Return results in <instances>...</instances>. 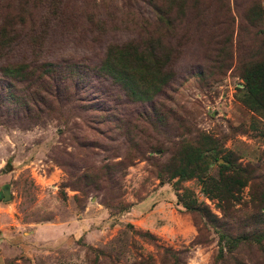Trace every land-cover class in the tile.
Instances as JSON below:
<instances>
[{"label": "rangeland", "instance_id": "obj_1", "mask_svg": "<svg viewBox=\"0 0 264 264\" xmlns=\"http://www.w3.org/2000/svg\"><path fill=\"white\" fill-rule=\"evenodd\" d=\"M188 5L169 28L149 0H55L58 16L43 34L37 20L47 5L28 0L25 25L0 47V264H134L142 256L171 264L162 248L180 252L184 264H264L259 246L245 241L216 260L215 228L183 202L194 198L221 217L218 198L197 179L181 182L177 197L167 180L172 153L202 134L264 169V110L241 77L244 65L264 59V0ZM19 8L0 0V15ZM148 32L170 46L171 79L140 100L100 67L109 48ZM47 61L75 64L82 76L17 81L1 71ZM5 90L37 92V105L29 98L15 107ZM221 162L211 161L206 177H218ZM239 195L228 222L257 211L250 182Z\"/></svg>", "mask_w": 264, "mask_h": 264}, {"label": "trees", "instance_id": "obj_2", "mask_svg": "<svg viewBox=\"0 0 264 264\" xmlns=\"http://www.w3.org/2000/svg\"><path fill=\"white\" fill-rule=\"evenodd\" d=\"M15 1L16 5L20 6L19 9L7 10L6 13L0 15V47L14 42L16 27H22L26 23L23 12H25L24 6L28 4V0ZM43 1L47 5L45 6L47 12L37 21L44 34V29L49 26L51 18L56 17L58 11L55 10V0H38L42 7ZM189 1L195 3L196 6L199 2L203 3L204 0ZM187 3L188 0H149V5L159 16V19L169 28L173 25L175 18L181 19L189 6H192H187ZM3 9H11V7L5 5ZM14 10L16 12L12 13ZM255 11L256 9L253 8L248 10L247 14L250 15V18L256 16ZM148 33L150 36L142 42L129 41L125 45L116 44L109 48L100 67L102 72L119 82L129 95L140 100L152 99L171 79L167 67L169 55H171L169 53L170 46L165 44L164 36L156 35L155 32ZM77 67L79 66L75 64L63 67L57 61L43 62L39 67H30L29 64L21 62L12 70L9 69L8 73L5 71V66L1 71L6 76L15 73L16 76L10 78L17 81L24 79L42 81L45 80L44 75L46 78L52 77L54 81L57 80L58 83H61L70 76H82L81 70L79 71ZM241 71V77L244 80L243 88L254 97L264 110V59L244 65ZM11 87L9 88L11 89ZM7 94L9 96L7 101L14 104L15 107L27 104L29 98L36 103L38 96L37 92H31V97L26 98L23 94L7 91L6 94L2 93L3 98ZM40 99L43 98L40 97ZM201 136L194 145L189 146V149L186 144H182L172 153L169 159L171 165L168 166L167 180H173L172 185L177 191V197H182V194L178 192L181 189V182L197 179L201 182L203 192L208 197L218 198L219 208L223 214L221 217H218L206 205L197 203L194 198L183 202L186 210L199 214L215 228L218 234L216 260L223 257L224 251H234L244 241L259 246L264 256V169L259 172L252 165H242L230 150H222V146L215 138L206 134ZM218 159L222 160L218 164V177H206L209 163ZM113 163L107 164L106 170H108L107 175L114 179L112 182L117 183L116 174H114L116 168ZM249 182L251 183L252 201L257 203V211L249 213L243 220L238 218L233 222H228L227 217H235L233 216L236 211L234 204L240 201L241 188ZM139 234L142 237L155 239L150 232H140ZM162 251L164 254L170 255L171 264H184L179 255L180 252L168 248H162ZM134 264H152V262L150 257L142 256Z\"/></svg>", "mask_w": 264, "mask_h": 264}, {"label": "water", "instance_id": "obj_3", "mask_svg": "<svg viewBox=\"0 0 264 264\" xmlns=\"http://www.w3.org/2000/svg\"><path fill=\"white\" fill-rule=\"evenodd\" d=\"M6 198H7V194H6V191H5L4 199H6Z\"/></svg>", "mask_w": 264, "mask_h": 264}, {"label": "crops", "instance_id": "obj_4", "mask_svg": "<svg viewBox=\"0 0 264 264\" xmlns=\"http://www.w3.org/2000/svg\"><path fill=\"white\" fill-rule=\"evenodd\" d=\"M0 200H2V199H0Z\"/></svg>", "mask_w": 264, "mask_h": 264}]
</instances>
